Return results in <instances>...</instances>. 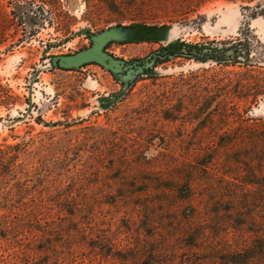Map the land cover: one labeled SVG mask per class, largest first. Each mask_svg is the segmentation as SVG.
Returning <instances> with one entry per match:
<instances>
[{"label": "rangeland", "instance_id": "374dc122", "mask_svg": "<svg viewBox=\"0 0 264 264\" xmlns=\"http://www.w3.org/2000/svg\"><path fill=\"white\" fill-rule=\"evenodd\" d=\"M120 25L165 27L107 46L127 63L247 29L264 44V0H0V264H232L254 245L257 157L226 145L264 124V68L169 57L127 89L94 63L52 67ZM20 169L48 232L15 241L1 217Z\"/></svg>", "mask_w": 264, "mask_h": 264}, {"label": "trees", "instance_id": "16d2710c", "mask_svg": "<svg viewBox=\"0 0 264 264\" xmlns=\"http://www.w3.org/2000/svg\"><path fill=\"white\" fill-rule=\"evenodd\" d=\"M256 16V14L253 15V17ZM133 26L140 28V30L145 32V35L148 36H154L158 34L157 32L165 29V27L157 26ZM163 51L164 53H162L161 56L165 58L186 57L202 63L213 61L226 66H240L246 68L260 66L264 68V44L256 38L250 29L243 31L240 39L237 41L210 44L208 46L177 42L169 45L163 49ZM133 83L127 86V89L132 87ZM122 84L126 87L124 83ZM105 101H110V99H105ZM256 126H243L241 128V135H239L240 137L238 138L239 140H237V142L235 141V143H227L226 146L228 148H236V151L241 147L244 152L249 150V146L252 147L257 157L255 160L258 162L256 184L260 188V197L264 200V124ZM22 146L23 145L17 144L6 147L8 150L14 151L15 154L13 157L18 159L24 150ZM7 158L9 159L7 151L0 146V178L3 177V179L6 176L5 172L8 167ZM23 173L22 169H20L13 188L6 193L5 197L9 198V195L14 192L12 196L16 199L17 206H13V208L17 209V212L14 213L13 209L8 215L1 217V224H3L4 230L9 233V235L12 234L11 237H13L12 239H15V241H21L22 239H19L21 236H24L22 238L25 239L31 237L32 234H28L26 227L35 223L39 226L37 230H40L45 235L48 232L47 230L42 231L39 229L43 228L41 224L42 201H38L37 199L27 200L31 195L29 192L32 179H30V176L24 175ZM186 188L188 194H191L193 189L192 185H190V181L186 183ZM2 190L5 191L6 189ZM7 201H10V199H7ZM76 210L78 211V209H74L71 215H74ZM258 233L259 235L255 239L252 247H246L243 251L236 253V255L234 254L235 257H233L234 261H231L232 264H264V219L263 222L260 223ZM22 247H24V249H29L30 243Z\"/></svg>", "mask_w": 264, "mask_h": 264}, {"label": "water", "instance_id": "95a60500", "mask_svg": "<svg viewBox=\"0 0 264 264\" xmlns=\"http://www.w3.org/2000/svg\"><path fill=\"white\" fill-rule=\"evenodd\" d=\"M136 26H115L98 34H90L91 46L75 54L58 55L51 59L52 67L63 70L79 69L84 65L97 64L110 71L120 82L129 86L139 75L150 71L154 65L165 57L159 52L145 62L127 63L107 52V46L113 42H134L137 40Z\"/></svg>", "mask_w": 264, "mask_h": 264}, {"label": "flooded vegetation", "instance_id": "af4514ba", "mask_svg": "<svg viewBox=\"0 0 264 264\" xmlns=\"http://www.w3.org/2000/svg\"><path fill=\"white\" fill-rule=\"evenodd\" d=\"M141 33H142V31H141V30H138V31H137V38H139V37H140ZM160 52L164 53V51H160Z\"/></svg>", "mask_w": 264, "mask_h": 264}]
</instances>
